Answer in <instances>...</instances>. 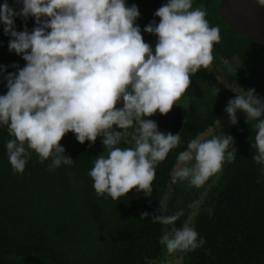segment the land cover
<instances>
[{
	"label": "clouds",
	"instance_id": "9594fccd",
	"mask_svg": "<svg viewBox=\"0 0 264 264\" xmlns=\"http://www.w3.org/2000/svg\"><path fill=\"white\" fill-rule=\"evenodd\" d=\"M264 6V0H258ZM9 0L0 4V25L11 37L7 47L26 62L0 65V128H7L5 148L15 174H24L34 151L49 171L71 166L60 142L74 133L80 144L103 137L107 155H100L88 175L98 196L118 200L132 189L151 194L156 166L179 147V134H164L151 119L168 114L191 83L190 74L208 68L213 48L221 42L219 26L210 27L207 13L193 0H168L143 28L156 37L145 42L137 23L141 16L127 0ZM24 22L17 30L16 19ZM34 19L29 31L27 21ZM15 71L9 72V68ZM215 95V90L213 92ZM259 120L253 160L264 166V100L255 89L241 92L225 111L235 124L236 111ZM131 130V131H129ZM130 138V139H129ZM132 146L121 147V143ZM231 136L195 138L177 157L172 182L202 187L224 164L235 161ZM190 165V166H189ZM264 176V167H261ZM160 215L154 223L174 225L184 215ZM208 214H213L208 209ZM144 217L148 216L145 212ZM160 243L168 254L192 252L206 243L188 223L165 231ZM147 264V258H145Z\"/></svg>",
	"mask_w": 264,
	"mask_h": 264
},
{
	"label": "trees",
	"instance_id": "16d2710c",
	"mask_svg": "<svg viewBox=\"0 0 264 264\" xmlns=\"http://www.w3.org/2000/svg\"><path fill=\"white\" fill-rule=\"evenodd\" d=\"M221 1L193 0L194 9L207 13L210 27L219 26L221 42L214 45L212 64L190 74L189 88L178 100L183 125L177 134L182 143L157 164L151 194L134 188L118 200L97 195L88 173L96 158L107 155L102 136L95 143L80 144L74 133H67L60 144L63 156L74 160L71 166L49 171L51 161L40 163L33 151L24 174H15L5 148L12 137L6 127L0 128V264H146L145 258L152 264L165 256L160 238L167 227L180 228L185 223L195 227L206 243L185 252L181 264H264V166L253 160L256 128L252 120L236 116L237 122L224 136L233 137L229 151L235 150L236 159L224 164L204 186L172 182L179 167L177 157L187 143L229 117L225 109L237 96L234 84L245 93L255 89V94H264V43L234 32L217 12ZM127 2L138 6L137 23L145 42L154 45L156 37L143 28L153 20L159 22L154 13L168 0ZM9 4L22 7L15 0ZM16 27L24 29L22 19H16ZM34 27L29 19L28 30ZM10 39L0 25V65L25 66L21 56L8 50ZM227 64L235 67L228 76ZM221 72L231 86L219 81ZM6 91L0 82V95ZM213 136L217 133L206 139ZM120 146L132 145L122 142ZM180 210L185 214L174 225L153 222L157 216ZM145 212L147 217L142 215Z\"/></svg>",
	"mask_w": 264,
	"mask_h": 264
},
{
	"label": "water",
	"instance_id": "95a60500",
	"mask_svg": "<svg viewBox=\"0 0 264 264\" xmlns=\"http://www.w3.org/2000/svg\"><path fill=\"white\" fill-rule=\"evenodd\" d=\"M217 12L234 32L264 43V6L258 0H222ZM145 119L155 121L161 133L176 135L183 125V110L174 104L168 114L157 112Z\"/></svg>",
	"mask_w": 264,
	"mask_h": 264
},
{
	"label": "rangeland",
	"instance_id": "374dc122",
	"mask_svg": "<svg viewBox=\"0 0 264 264\" xmlns=\"http://www.w3.org/2000/svg\"><path fill=\"white\" fill-rule=\"evenodd\" d=\"M225 70H226V73L228 76L234 72L235 67L230 65V64H227L225 67ZM219 81L224 82L228 86L232 85L231 82L227 79L226 74H224L223 72H221L219 75ZM234 86H235L234 90H236L237 95H239L241 92H243V91H241L242 90L241 87L236 86L235 84H234ZM243 93H245V92H243ZM255 96L258 99L264 100V94H261V95L255 94ZM178 103L179 102L177 101L175 104H178ZM238 115H242L246 119L247 118L250 119L248 117L247 113H245L243 110H237L236 116H238ZM259 119H264V116L260 117ZM250 120H252L255 125L259 122V120H253V119H250ZM231 124H232V122H231L230 116L229 117L225 116L224 118H222L221 120L216 122V124L214 125V127H212L210 129V131H208L207 133L200 136V139H206L208 136H210L214 133H217V136H225V134H226L227 130L230 128ZM173 229H175L173 226L167 227L166 231H171ZM184 253L185 252L177 251L176 253H173L170 255L166 251L164 258H161L159 260L157 259L152 264H181L180 263V262H182L181 258H183L182 256L184 255Z\"/></svg>",
	"mask_w": 264,
	"mask_h": 264
}]
</instances>
